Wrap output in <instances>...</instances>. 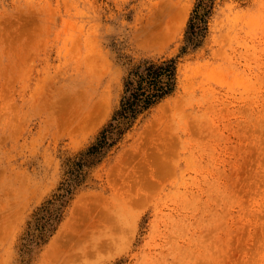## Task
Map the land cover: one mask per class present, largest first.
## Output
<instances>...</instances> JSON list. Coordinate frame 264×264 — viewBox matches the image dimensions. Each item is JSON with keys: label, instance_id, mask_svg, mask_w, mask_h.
<instances>
[{"label": "rangeland", "instance_id": "rangeland-1", "mask_svg": "<svg viewBox=\"0 0 264 264\" xmlns=\"http://www.w3.org/2000/svg\"><path fill=\"white\" fill-rule=\"evenodd\" d=\"M0 264H264V0H0Z\"/></svg>", "mask_w": 264, "mask_h": 264}, {"label": "trees", "instance_id": "trees-1", "mask_svg": "<svg viewBox=\"0 0 264 264\" xmlns=\"http://www.w3.org/2000/svg\"><path fill=\"white\" fill-rule=\"evenodd\" d=\"M176 70L175 60L161 64L152 63L128 79L126 94L122 99L120 109L115 114L114 119L117 123L104 129L98 146L94 145L92 151L105 146L116 134L131 125L140 113L172 93L175 87Z\"/></svg>", "mask_w": 264, "mask_h": 264}]
</instances>
